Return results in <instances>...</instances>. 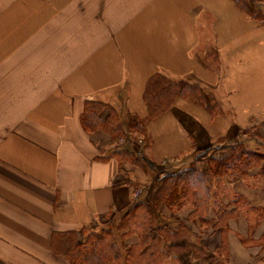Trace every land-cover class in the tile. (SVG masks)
<instances>
[{
	"label": "crops",
	"instance_id": "0c3cea01",
	"mask_svg": "<svg viewBox=\"0 0 264 264\" xmlns=\"http://www.w3.org/2000/svg\"><path fill=\"white\" fill-rule=\"evenodd\" d=\"M244 1L264 10V0ZM0 24V264H70L53 242L71 232L81 241L83 229L118 217L160 171L206 165L240 140L264 152V24L233 0H0ZM155 75L198 85L221 112L178 99L146 126L139 150L157 168L145 171L113 156L132 143L88 131L82 117L99 102L121 123L123 112L145 118ZM259 171L225 182L264 208ZM163 212L176 223L191 210ZM200 231L208 249L222 244V233ZM247 236L245 218L230 222L231 264L261 258Z\"/></svg>",
	"mask_w": 264,
	"mask_h": 264
},
{
	"label": "trees",
	"instance_id": "16d2710c",
	"mask_svg": "<svg viewBox=\"0 0 264 264\" xmlns=\"http://www.w3.org/2000/svg\"><path fill=\"white\" fill-rule=\"evenodd\" d=\"M233 1L264 24L261 13L254 12L244 0ZM180 98L198 105L213 117L221 112L217 103L208 104L198 85L155 75L147 82L143 95L145 118H130L125 127L112 107L87 102L82 124L88 131H103L114 140L128 134L143 136L147 124L169 112ZM105 108L109 116L102 121ZM131 143L129 148L114 151L113 156L144 168L146 161L139 146L135 141ZM227 148V155L221 158L210 155L202 167L194 163L174 171H160L158 178L145 188L143 198L98 229H83L81 241L75 232L59 236L53 242L57 254L67 258L70 264H231L225 236L230 222L243 217L248 225L244 242L247 246L260 247L262 256L257 264L264 261V230L258 240L254 239L264 226V208L232 192L225 182L237 175L247 180L254 168H260L257 176L264 182V152L250 149L244 140ZM147 166L157 168L149 162ZM184 203L191 210L187 222L174 223L164 215L163 211L175 214ZM211 214L213 218H209ZM189 222L200 224L198 233L193 232ZM201 227L212 230V234L222 233V244L213 250L203 245Z\"/></svg>",
	"mask_w": 264,
	"mask_h": 264
},
{
	"label": "rangeland",
	"instance_id": "374dc122",
	"mask_svg": "<svg viewBox=\"0 0 264 264\" xmlns=\"http://www.w3.org/2000/svg\"><path fill=\"white\" fill-rule=\"evenodd\" d=\"M261 15H262V17L264 18V10H261ZM209 96L210 97H212L213 95H212V93H210L209 94ZM130 118H131V115L129 114V113H127V112H123V115H122V124L124 125V124H128V122H129V120H130ZM129 135V136H128ZM127 136L129 137H127V136H125V137H120V140H119V144L121 143V144H123V145H126L127 143H131L132 142V140H130V138H132V136H131V134H128ZM138 136V135H137ZM134 138L135 139H138V137H136V135L134 136ZM133 139V138H132ZM143 146H139V149H141ZM191 166V165H190ZM200 167H202V165L200 164L199 165ZM149 166H147V164H145V167L144 168H141V169H144L145 171L147 170H150L149 168H148ZM143 170V171H144ZM155 170V169H154ZM151 182V180H147V181H144V183L143 184H149ZM146 187H147V185H146ZM185 207H186V204L184 203V204H180L179 205V207H178V211H181V210H183V209H185ZM187 208V207H186ZM167 214L169 215L170 213H168L167 212ZM186 215V214H185ZM183 216V215H182ZM179 217H181V215H179L178 216V218ZM185 217V216H184ZM255 261H252L250 264H253ZM259 264H264V261H262V262H260Z\"/></svg>",
	"mask_w": 264,
	"mask_h": 264
},
{
	"label": "bare ground",
	"instance_id": "6f19581e",
	"mask_svg": "<svg viewBox=\"0 0 264 264\" xmlns=\"http://www.w3.org/2000/svg\"><path fill=\"white\" fill-rule=\"evenodd\" d=\"M19 10V8L17 9V10H15L14 12H12L11 14H9L7 17H5L4 18V20H3V22H5V21H8V20H10L11 18H13L16 14H17V11ZM2 22V23H3ZM1 25L2 24H0V29H1ZM242 31H245L246 29L244 28V27H241L240 28ZM260 79V78H259ZM252 84L253 85H256L257 84V80L255 79V80H253L252 81Z\"/></svg>",
	"mask_w": 264,
	"mask_h": 264
},
{
	"label": "built area",
	"instance_id": "2783aa9c",
	"mask_svg": "<svg viewBox=\"0 0 264 264\" xmlns=\"http://www.w3.org/2000/svg\"><path fill=\"white\" fill-rule=\"evenodd\" d=\"M139 143H142V141L140 140Z\"/></svg>",
	"mask_w": 264,
	"mask_h": 264
}]
</instances>
